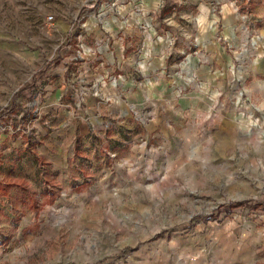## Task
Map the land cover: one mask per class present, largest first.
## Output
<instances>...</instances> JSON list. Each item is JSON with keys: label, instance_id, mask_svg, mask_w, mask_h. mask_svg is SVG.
Segmentation results:
<instances>
[{"label": "rangeland", "instance_id": "374dc122", "mask_svg": "<svg viewBox=\"0 0 264 264\" xmlns=\"http://www.w3.org/2000/svg\"><path fill=\"white\" fill-rule=\"evenodd\" d=\"M27 1L0 0V264H264V0H228L226 59L177 69L171 103L84 78L85 20L107 34L120 0L36 8L66 33H34Z\"/></svg>", "mask_w": 264, "mask_h": 264}, {"label": "crops", "instance_id": "0c3cea01", "mask_svg": "<svg viewBox=\"0 0 264 264\" xmlns=\"http://www.w3.org/2000/svg\"><path fill=\"white\" fill-rule=\"evenodd\" d=\"M120 1L123 4L118 9L119 14L105 19L102 25L107 34L95 27V20H85L84 33L88 40L82 42L87 58L86 65H82L84 78L89 84L98 85L100 93L107 99L145 102V97L160 89L162 100L171 103L174 97L171 89L179 86L182 77L177 69L185 76L192 74L206 79L213 68L209 64L213 60L222 62L226 59L228 54L223 50V44L230 40L239 16L230 8L228 0H222L220 15L215 14L205 0ZM137 2L147 11L136 13L134 4L136 6ZM27 3L32 5L34 33L39 29L50 32L44 27V18L39 21L35 11L38 7H54L53 0ZM67 23L55 22L54 25L62 30L61 33H66ZM94 29L96 31L91 35ZM189 48L198 52L187 51ZM182 54V59H168L170 55L179 57ZM104 57L106 64H103ZM113 77L114 82L106 83L105 78ZM197 94L195 89L178 99L183 111L194 108Z\"/></svg>", "mask_w": 264, "mask_h": 264}, {"label": "built area", "instance_id": "2783aa9c", "mask_svg": "<svg viewBox=\"0 0 264 264\" xmlns=\"http://www.w3.org/2000/svg\"><path fill=\"white\" fill-rule=\"evenodd\" d=\"M77 19H78L77 22H80V17H78ZM43 22H44L43 24H44L45 29L52 30L53 29V24H54V15L52 13H47V15L44 17ZM80 46L83 49V44L82 43H80Z\"/></svg>", "mask_w": 264, "mask_h": 264}]
</instances>
